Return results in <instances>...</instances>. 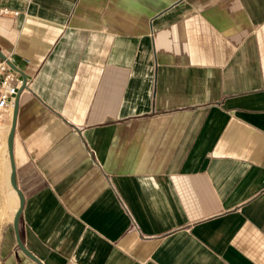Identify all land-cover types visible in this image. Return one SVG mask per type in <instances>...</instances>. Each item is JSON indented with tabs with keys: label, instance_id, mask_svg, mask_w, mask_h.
Listing matches in <instances>:
<instances>
[{
	"label": "crops",
	"instance_id": "0c3cea01",
	"mask_svg": "<svg viewBox=\"0 0 264 264\" xmlns=\"http://www.w3.org/2000/svg\"><path fill=\"white\" fill-rule=\"evenodd\" d=\"M26 74L21 239L44 264H264V0H0ZM22 77L21 73L17 71ZM0 139L4 264L20 204Z\"/></svg>",
	"mask_w": 264,
	"mask_h": 264
},
{
	"label": "built area",
	"instance_id": "2783aa9c",
	"mask_svg": "<svg viewBox=\"0 0 264 264\" xmlns=\"http://www.w3.org/2000/svg\"><path fill=\"white\" fill-rule=\"evenodd\" d=\"M0 13L2 16L16 17L20 12L3 7ZM22 84L23 78L18 75L6 59L0 58V139L10 124L14 101Z\"/></svg>",
	"mask_w": 264,
	"mask_h": 264
},
{
	"label": "water",
	"instance_id": "95a60500",
	"mask_svg": "<svg viewBox=\"0 0 264 264\" xmlns=\"http://www.w3.org/2000/svg\"><path fill=\"white\" fill-rule=\"evenodd\" d=\"M0 58L6 59L7 62L10 64V66L15 70L21 73L22 78H23V84L22 86L18 89V93L16 95L15 101H14V109H13V115H12V124L11 128L8 134V139H7V145H8V152L10 156V162H11V174H10V183L11 186L14 188V190L18 193L19 198H20V204L19 207L17 208L13 220V226L14 230L16 233L17 237V243L19 247L24 251L25 254H27L29 257H31L33 260L39 262L40 264H44L40 258H38L34 253L30 252L24 245L21 236H20V231H19V223H20V217L24 208V203H25V198L22 192L19 190L17 182H16V165L14 161V154H13V144H14V134H15V128H16V122H17V117H18V109H19V100H20V95L22 91L27 87L28 85V78L25 73H23L21 70H19L16 65L8 58L7 55H5L1 49H0Z\"/></svg>",
	"mask_w": 264,
	"mask_h": 264
},
{
	"label": "rangeland",
	"instance_id": "374dc122",
	"mask_svg": "<svg viewBox=\"0 0 264 264\" xmlns=\"http://www.w3.org/2000/svg\"><path fill=\"white\" fill-rule=\"evenodd\" d=\"M3 163L0 160V246L2 242V230L5 223L10 219L12 208L6 200L7 190L2 176ZM0 264H4L2 252H0Z\"/></svg>",
	"mask_w": 264,
	"mask_h": 264
}]
</instances>
